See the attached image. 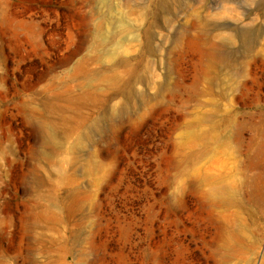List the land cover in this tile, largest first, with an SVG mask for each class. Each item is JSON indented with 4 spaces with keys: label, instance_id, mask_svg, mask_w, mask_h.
<instances>
[{
    "label": "rangeland",
    "instance_id": "rangeland-1",
    "mask_svg": "<svg viewBox=\"0 0 264 264\" xmlns=\"http://www.w3.org/2000/svg\"><path fill=\"white\" fill-rule=\"evenodd\" d=\"M0 264H264V0H0Z\"/></svg>",
    "mask_w": 264,
    "mask_h": 264
}]
</instances>
